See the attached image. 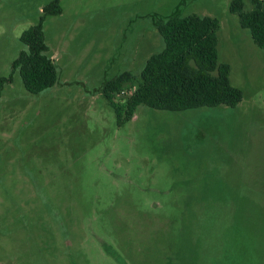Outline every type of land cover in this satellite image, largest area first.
<instances>
[{
    "label": "rangeland",
    "instance_id": "obj_1",
    "mask_svg": "<svg viewBox=\"0 0 264 264\" xmlns=\"http://www.w3.org/2000/svg\"><path fill=\"white\" fill-rule=\"evenodd\" d=\"M51 1L0 0V79ZM231 1L61 0L44 23L57 84L30 94L16 72L0 96V264H264V51ZM176 14L219 21L242 102L120 125L105 84L139 76Z\"/></svg>",
    "mask_w": 264,
    "mask_h": 264
},
{
    "label": "trees",
    "instance_id": "obj_2",
    "mask_svg": "<svg viewBox=\"0 0 264 264\" xmlns=\"http://www.w3.org/2000/svg\"><path fill=\"white\" fill-rule=\"evenodd\" d=\"M246 1L232 0L229 11L238 16L241 28L248 30L264 51V0H250L251 10H246ZM62 12L61 0H52L43 8L39 23L21 35L26 49L13 61L10 77L0 79V96L5 84L13 82L16 72L30 94H41L57 84L58 71L46 43L44 23L47 17L60 16ZM155 26L163 40V50L149 58L139 76L125 72L103 88L102 95L120 125L131 120L142 105L182 112L221 106L235 108L242 102V91L231 84L230 65L219 62L217 19L176 14L157 21ZM133 88L124 104L117 100L119 94ZM227 256L226 264H238L234 253L228 251Z\"/></svg>",
    "mask_w": 264,
    "mask_h": 264
}]
</instances>
